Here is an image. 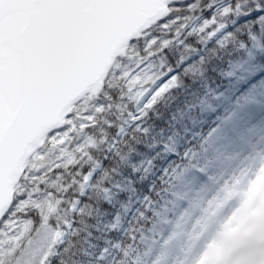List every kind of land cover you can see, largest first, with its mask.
<instances>
[{
	"label": "trees",
	"instance_id": "obj_1",
	"mask_svg": "<svg viewBox=\"0 0 264 264\" xmlns=\"http://www.w3.org/2000/svg\"><path fill=\"white\" fill-rule=\"evenodd\" d=\"M226 1L230 3L227 14L217 8L220 0L170 4L164 22L130 43L128 55L120 54L115 60L111 69L121 76L146 59L154 75L177 70L176 86L134 120L137 101L119 77L109 79L94 99L85 97L93 119L83 133L91 141L75 149L72 162L59 164L37 179L55 211L43 213L30 206L12 214L32 223L24 244L43 226L58 231L68 230L71 224L63 243L49 256V264H121L123 257L115 254L117 244L130 245L133 235L139 242L150 243L165 237L152 215H141V209L135 211V207L147 197L157 199L166 186L165 169L185 161L182 155L174 158L168 147L182 153V148L195 146L200 152L192 163L200 168L209 155L204 153V142L195 140L192 133L204 125L209 104L217 105L221 95L241 103L245 88L261 74L238 70L251 51L256 53L258 69L264 70V0ZM258 9L262 11L236 20L229 29L209 38L219 21L232 22L237 12ZM251 35L256 39H249ZM97 108L104 111L97 113ZM94 170L92 182L83 192L85 177ZM28 178L29 172L22 183H28ZM176 182L168 186H176ZM132 249L129 264H149L139 248Z\"/></svg>",
	"mask_w": 264,
	"mask_h": 264
},
{
	"label": "rangeland",
	"instance_id": "obj_2",
	"mask_svg": "<svg viewBox=\"0 0 264 264\" xmlns=\"http://www.w3.org/2000/svg\"><path fill=\"white\" fill-rule=\"evenodd\" d=\"M225 3L226 0H220L222 9H228ZM240 16L239 11L232 22L219 21L209 38L229 29ZM255 54L252 51L248 54L240 64V71H258ZM143 62L150 67L149 59ZM257 79L252 90L244 91L248 96L245 102L264 107L261 75ZM220 97L217 105L210 104L206 109L204 126L192 133L195 140L204 139L208 143L204 148L211 159L198 170L191 162L198 154L197 148L188 146L181 153L168 147L174 158L182 155L184 163L165 169L166 186L157 199L147 197L135 207V211L141 209V215H152L153 221L167 230L168 235L151 243L139 242L133 235L130 245L117 244L115 254L123 257L121 264H129L132 248H139L149 264H264V113L241 122L240 109L231 108L234 104L224 95ZM144 102H137L136 112L143 108ZM84 104L89 103L84 100ZM91 110L88 105L83 115L92 117ZM135 117L133 114L132 118ZM211 136L219 138L217 144L211 142ZM90 141L84 133L70 134V140L60 147L45 143L33 152L28 161V165H34L28 170L29 184H20L15 206L0 224V264H40L49 249L55 253L67 230L59 232L62 235L57 240L56 230L43 226L24 244V237L32 228L31 221L12 214L30 206L44 213L49 206L54 207L49 194L38 187L37 179L59 164L72 162L75 149ZM92 174L86 176L83 191ZM180 177L184 180L178 181ZM173 181H177L176 186H168ZM21 204L24 206L20 207ZM113 261L116 263L115 258Z\"/></svg>",
	"mask_w": 264,
	"mask_h": 264
},
{
	"label": "snow or ice",
	"instance_id": "obj_3",
	"mask_svg": "<svg viewBox=\"0 0 264 264\" xmlns=\"http://www.w3.org/2000/svg\"><path fill=\"white\" fill-rule=\"evenodd\" d=\"M167 3L0 0V217L15 206L18 188L34 166L25 164L28 141L36 138L55 148L68 142L70 134H83L93 119L83 115L89 105L85 96L94 99L109 79L119 77L137 102L145 101L146 111L176 86L174 75L162 73V79L143 61L122 76L109 68L116 51L125 57L129 41L135 43L164 22ZM48 211L55 208L49 206ZM61 235L56 234L57 240ZM51 254L49 249L40 264Z\"/></svg>",
	"mask_w": 264,
	"mask_h": 264
},
{
	"label": "water",
	"instance_id": "obj_4",
	"mask_svg": "<svg viewBox=\"0 0 264 264\" xmlns=\"http://www.w3.org/2000/svg\"><path fill=\"white\" fill-rule=\"evenodd\" d=\"M177 1H181V0H168V3H167V9H168V4H170V3H174V2H177ZM131 41H129V43H130ZM119 54H120V52L119 51H116V53H115V55H113L112 56V63H111V65H109V68H111L112 67V65H113V62L115 61V59L119 56ZM175 74V71H171L170 73H168L167 74V76H173ZM164 78V77H163ZM162 78V79H163ZM87 88H85L83 91H81V93H80V95L81 96H85V93H87ZM40 142H41V140H39V139H36V138H33V139H30L29 141H28V143H27V145H26V147H27V152H26V155H25V164H26V162H27V160L29 159V157L32 155V153H33V150H34V148L38 145V144H40ZM9 211V210H8ZM7 211V212H8ZM6 212V213H7ZM2 218L3 217H0V221L2 220Z\"/></svg>",
	"mask_w": 264,
	"mask_h": 264
}]
</instances>
